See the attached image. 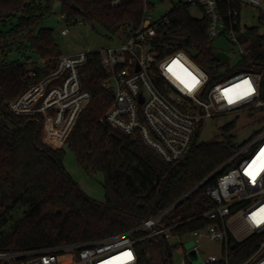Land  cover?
<instances>
[{
    "label": "trees",
    "instance_id": "trees-1",
    "mask_svg": "<svg viewBox=\"0 0 264 264\" xmlns=\"http://www.w3.org/2000/svg\"><path fill=\"white\" fill-rule=\"evenodd\" d=\"M55 0H0V250H34L44 247L91 242L109 238L141 225L149 217L165 210L189 195L176 206L170 218L179 216L174 237H183L210 221L198 216L213 206L206 188L216 181V174L199 184L232 156L240 144L232 136L197 141V128L187 156L165 161L141 137L131 138L100 121L114 98V92L102 85L106 74L98 52L88 55L81 68L83 82L91 100L80 113L66 143L51 148L42 141V123L29 116L17 115L4 104L25 88V62L10 60L14 51L30 49L37 57L53 59L62 53L53 29L41 26L52 11ZM67 21L78 16L97 21L111 33L123 37L143 18L144 0H128L112 7L109 0H60ZM164 16L170 19L160 39L162 54L186 51L211 80L208 88L226 76L241 71H261L264 66V11L261 26L247 28L252 39L250 51L234 68L216 56L207 34L205 17L196 18L190 5L178 1ZM51 66L53 61H51ZM163 89L164 81L156 80ZM264 83V80H263ZM235 123L223 127L229 131ZM66 146L77 162L89 173H102L105 199L91 198L64 164ZM227 169V168H226ZM196 188V189H195ZM24 215L7 226L18 208ZM136 264H173L177 244L170 239L154 240L146 232L134 235ZM260 236L230 247V263L241 264L257 248ZM191 264V263H189ZM207 264H225L207 263Z\"/></svg>",
    "mask_w": 264,
    "mask_h": 264
},
{
    "label": "built area",
    "instance_id": "built-area-1",
    "mask_svg": "<svg viewBox=\"0 0 264 264\" xmlns=\"http://www.w3.org/2000/svg\"><path fill=\"white\" fill-rule=\"evenodd\" d=\"M126 1L109 0V4L116 7ZM183 2L202 11L201 18L207 20L210 39L224 36L240 55L246 54L239 40L242 7L244 4L260 6L264 0ZM148 3L144 0L143 18L138 26L130 27L128 34L120 37L117 43L95 51L106 74L102 85L114 92L100 121L128 137H141L165 161L174 162L187 156L197 128L205 118L242 109H264V66L261 71L234 72L208 88L209 73L186 51L161 53L160 39L167 31L170 19L163 16L153 20L147 11ZM61 17L67 20L66 14L62 13ZM69 31L68 26L61 30L64 35ZM92 52L61 53L53 59L29 60L23 78L24 90L4 104L17 115L41 122L42 141L51 148L65 145L80 113L91 100L92 94L84 86L81 68ZM226 52L231 54V59L232 52ZM188 73L198 80L191 90L185 83L191 82ZM158 79L164 81L163 89L158 86ZM245 81L253 90L236 99L245 90V87L237 89V86H243ZM230 89L236 90L231 93L233 103L225 96ZM2 114L0 103V118ZM262 150L264 127L240 144L237 151L214 171L219 175L206 188L213 206L198 215L210 222L188 234L194 242L192 248L198 254L206 241L221 245V252L209 254L202 264H229L230 247L255 235L260 236L257 248L241 264H264V223L257 225L253 220V216L264 209V171L254 182L246 175L248 165ZM176 203L136 228L109 238L25 251L0 250V264H136L138 239L134 235L145 231L146 237L154 240L174 237L173 229L183 222L179 221V216L170 218ZM125 252H130L133 258L117 260ZM189 263L187 259L182 262Z\"/></svg>",
    "mask_w": 264,
    "mask_h": 264
},
{
    "label": "rangeland",
    "instance_id": "rangeland-1",
    "mask_svg": "<svg viewBox=\"0 0 264 264\" xmlns=\"http://www.w3.org/2000/svg\"><path fill=\"white\" fill-rule=\"evenodd\" d=\"M148 14L153 20H158L169 12L174 4L183 0H147ZM264 11V4L254 6L244 4L241 12L242 29L239 32V40L247 52L252 47V39L246 33L247 28L261 26V13ZM190 13L196 18L202 17V11L196 7H190ZM62 3L55 0L52 4V11L43 20L41 26L53 29V36L57 44L60 46L62 53H72L77 51H96L103 47L112 45L119 41L120 36L111 33L106 27L97 21L85 20L82 16H78V22L67 21L61 17ZM80 20L82 22H80ZM68 26L70 31L68 34H62L61 30ZM261 32L264 31L263 27ZM216 51L225 50L232 52V58L228 62L230 68H234L244 55L237 52L236 47L230 43L227 38L221 36L213 41ZM264 53V48L261 49ZM246 52V53H247ZM27 56H31V60H38L34 52L25 49L24 52L14 51L10 55V60H20L25 62ZM28 62V61H26ZM234 122L235 125L229 131H225L223 127L228 123ZM264 127V109H242L228 112L215 117H207L203 120L197 141H209L222 139L223 137L232 136L237 144H242L249 140L257 131ZM64 164L74 179L80 184L82 189L93 199L104 200L105 190L103 187L102 173H87L84 168L77 162L75 154L66 146V154ZM26 208H18L13 211L7 229L25 213ZM172 244H177V248L173 254V264H182L187 259L191 264H202V261L209 254H219L221 245L216 242H204L201 246L200 254L193 247V240L190 236L172 237Z\"/></svg>",
    "mask_w": 264,
    "mask_h": 264
},
{
    "label": "snow or ice",
    "instance_id": "snow-or-ice-1",
    "mask_svg": "<svg viewBox=\"0 0 264 264\" xmlns=\"http://www.w3.org/2000/svg\"><path fill=\"white\" fill-rule=\"evenodd\" d=\"M174 64H178V62H174ZM169 71H172V68L169 69ZM186 71V70H185ZM188 76L191 78V82H185L186 86L191 90L192 87L195 86L196 83H198V80L196 79L195 76H192L191 73H188ZM245 87V90L237 95L235 98L239 99L242 98L244 95H249L252 92V85L248 82L245 81L244 85H238L237 89ZM236 90L230 89L225 92V96L228 97V102L233 103L234 102V97L231 93L235 92ZM261 171H264V150L261 151V153L256 157L255 160L252 161L251 164L248 165L246 175L251 177L252 181L254 182L257 178V176L260 174ZM253 220L257 223V225L264 223V209H261L260 213H257L256 215L253 216ZM132 254L130 252H125L122 257H118L117 260H131Z\"/></svg>",
    "mask_w": 264,
    "mask_h": 264
},
{
    "label": "water",
    "instance_id": "water-1",
    "mask_svg": "<svg viewBox=\"0 0 264 264\" xmlns=\"http://www.w3.org/2000/svg\"><path fill=\"white\" fill-rule=\"evenodd\" d=\"M216 56L218 59H220L222 62H228V60L230 59L231 57V54L224 51V50H220V51H217L216 52ZM216 175V172L212 173L206 180H204L203 182H201V184H199L197 186L200 187L202 186L204 183H206L207 181H209L210 179H212L214 176ZM196 189V188H195ZM190 193V192H189ZM189 193H187L183 198H181L177 203L176 205L180 204L188 195Z\"/></svg>",
    "mask_w": 264,
    "mask_h": 264
}]
</instances>
